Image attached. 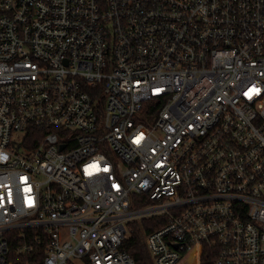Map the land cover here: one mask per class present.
Here are the masks:
<instances>
[{
    "label": "built area",
    "instance_id": "1",
    "mask_svg": "<svg viewBox=\"0 0 264 264\" xmlns=\"http://www.w3.org/2000/svg\"><path fill=\"white\" fill-rule=\"evenodd\" d=\"M135 217L264 264V0H0V264H137Z\"/></svg>",
    "mask_w": 264,
    "mask_h": 264
},
{
    "label": "trees",
    "instance_id": "2",
    "mask_svg": "<svg viewBox=\"0 0 264 264\" xmlns=\"http://www.w3.org/2000/svg\"><path fill=\"white\" fill-rule=\"evenodd\" d=\"M163 223L157 217L144 218L141 220V226L132 224V233L130 237L124 242L122 248L127 250L129 255L134 259L137 264H152L151 258L148 255L145 248V236L154 230L158 229ZM35 230H23L24 233H30ZM21 231L13 230L7 233V236L11 240V252L9 260H26L28 264H43L44 247L36 246L31 252L20 253L15 256L14 253L17 247L23 242V238L20 236ZM209 257V251L205 247L203 254L200 258V264H207ZM23 264V263H18Z\"/></svg>",
    "mask_w": 264,
    "mask_h": 264
},
{
    "label": "bare ground",
    "instance_id": "3",
    "mask_svg": "<svg viewBox=\"0 0 264 264\" xmlns=\"http://www.w3.org/2000/svg\"><path fill=\"white\" fill-rule=\"evenodd\" d=\"M197 254V250L196 249H194L193 251H191L182 261H181V263L180 264H183L187 259H189L190 257L192 258V259H195V255ZM192 259H190V261H191V263L193 264V260Z\"/></svg>",
    "mask_w": 264,
    "mask_h": 264
},
{
    "label": "rangeland",
    "instance_id": "4",
    "mask_svg": "<svg viewBox=\"0 0 264 264\" xmlns=\"http://www.w3.org/2000/svg\"><path fill=\"white\" fill-rule=\"evenodd\" d=\"M141 220H142L141 217H135V218H134V221H133L134 223H132V224H133V225H136V226L139 227V226H141ZM188 264H192V263L189 262ZM195 264H196V263H195Z\"/></svg>",
    "mask_w": 264,
    "mask_h": 264
},
{
    "label": "crops",
    "instance_id": "5",
    "mask_svg": "<svg viewBox=\"0 0 264 264\" xmlns=\"http://www.w3.org/2000/svg\"><path fill=\"white\" fill-rule=\"evenodd\" d=\"M190 259H192L191 257L189 258V259H187L183 264H188L189 262H191L190 261ZM194 262H193V264H200L199 263V261L197 260V258H196V255H195V259H192Z\"/></svg>",
    "mask_w": 264,
    "mask_h": 264
}]
</instances>
